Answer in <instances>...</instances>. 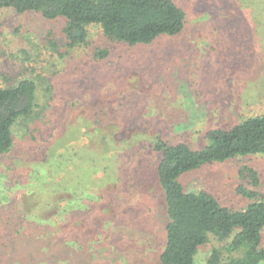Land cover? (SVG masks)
<instances>
[{"label":"rangeland","instance_id":"374dc122","mask_svg":"<svg viewBox=\"0 0 264 264\" xmlns=\"http://www.w3.org/2000/svg\"><path fill=\"white\" fill-rule=\"evenodd\" d=\"M174 1L185 12L176 35L128 45L92 25L74 48L62 20L0 7V85L29 77L41 91L54 86L40 91L41 117L18 120L0 155V264H160L167 214L156 137L199 149L209 129L264 113V11L245 25L240 0ZM97 48L109 56L96 58ZM181 182L244 208L254 199L238 186L264 197V154L209 164ZM209 252L200 245L195 264Z\"/></svg>","mask_w":264,"mask_h":264},{"label":"trees","instance_id":"16d2710c","mask_svg":"<svg viewBox=\"0 0 264 264\" xmlns=\"http://www.w3.org/2000/svg\"><path fill=\"white\" fill-rule=\"evenodd\" d=\"M0 7H11L19 13L38 11L46 19L62 20L61 31L69 48L85 44L92 25L111 41L141 45L176 35L185 23V12L174 0H0ZM240 11L247 18L245 25H255L251 17L264 11V0H240ZM94 54L105 59L110 52L97 48ZM44 87L39 90L37 82L29 77L0 85V155L11 150L13 126L18 120L41 117L48 102L40 103V91L47 94L54 86L46 82ZM99 113L98 120L104 115ZM86 118L93 125V120ZM100 126L95 128L100 130ZM205 135L208 143L199 149L185 141L169 142L162 136L155 139L154 150L160 156L154 176L163 191L167 214L159 262L195 264L199 246L208 243L205 264H263L264 197L257 198L256 190L240 185L238 193L254 200L234 210L222 205L209 190H185L181 177L236 156L264 154V113L249 115L232 126L209 129ZM247 170L251 185L258 186L257 172Z\"/></svg>","mask_w":264,"mask_h":264}]
</instances>
